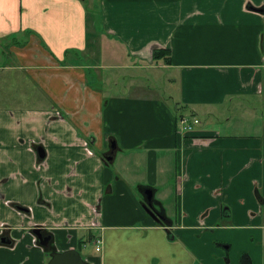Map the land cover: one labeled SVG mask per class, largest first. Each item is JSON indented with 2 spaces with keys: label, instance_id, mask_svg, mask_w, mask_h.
Returning a JSON list of instances; mask_svg holds the SVG:
<instances>
[{
  "label": "crops",
  "instance_id": "crops-1",
  "mask_svg": "<svg viewBox=\"0 0 264 264\" xmlns=\"http://www.w3.org/2000/svg\"><path fill=\"white\" fill-rule=\"evenodd\" d=\"M0 98V264H264V0H0Z\"/></svg>",
  "mask_w": 264,
  "mask_h": 264
},
{
  "label": "rangeland",
  "instance_id": "rangeland-1",
  "mask_svg": "<svg viewBox=\"0 0 264 264\" xmlns=\"http://www.w3.org/2000/svg\"><path fill=\"white\" fill-rule=\"evenodd\" d=\"M103 38H104V36L103 37L101 36V39H99V41H95L94 48L100 52V55L98 56V59H96V60L90 59V63H92V64H101V63H103V64H106V65H117L120 68V69H117L118 72H123V73L132 72V73H134V70H132V69H126L121 64V62L124 60V57H125L124 51H122V50L118 51V55L119 56H117L116 54L113 53V50H111L109 48V46L107 45V43L105 41H103ZM12 40L13 39H10L8 41H5V42H3V44L8 43V42H10ZM89 41H87V43H89ZM120 55L123 56V57H120ZM145 72H148V70H145ZM147 77H150V78L147 79ZM12 81L13 80H10L9 83H11ZM125 83H129L128 78H126L125 80L122 81V87H123V85ZM136 83H137V80H133L131 82V84H136ZM146 83L148 85H152V87H155L154 89L158 88L159 89L158 91H160V92H161V90H165L164 85L162 83H160V82H157V80H154L151 77V75H147L146 76ZM140 84L143 85L142 80H140ZM165 85L167 86V83L166 82H165ZM13 95L14 96L15 95L18 96L16 98L19 99V102L20 103L27 102V99L25 98L24 91H23V93H16V92L15 93H12L11 96H13ZM44 101H45V99H44ZM0 103L1 104L3 103L6 106L9 103H14V102H12V100L10 98H0ZM138 170H140V165L139 164H136V163H133L132 164V167L130 169L131 175L137 176V171ZM160 191L162 192L163 195L167 192L165 190V187L164 186L160 189ZM168 199H169V195H168ZM153 205H154L153 208L160 213V211L156 207V202L154 200H153ZM170 205L173 207V203H170ZM228 231H229V229H227V227L224 225V222L222 220L218 221L214 227H211V228L210 227H203V228L197 227V230L195 229V233L197 234V236L199 238H200V236L201 237L206 236V235L213 236L214 234H217V235H219V236L222 237L221 239H223L224 235L227 234ZM97 238H98V236L94 239L93 243H95V241H96ZM212 242L214 244V238L212 239ZM102 243H103V241H102ZM242 244H246V242L244 241ZM248 246L251 249L254 248V246L252 244L251 245L249 244ZM47 247L49 248L48 250L51 251V252H52V249H53V252L50 253L51 255H53V253L56 252L54 247L51 249V244H49ZM101 248H102V246H101ZM95 249H96V247H95ZM220 249L224 253L223 260H224L225 264H230V262L227 263L228 261H226V258H225L226 251H225V249H223L222 247H220ZM84 250L86 252H88V253H93V248L90 247L89 245L85 246Z\"/></svg>",
  "mask_w": 264,
  "mask_h": 264
},
{
  "label": "water",
  "instance_id": "water-1",
  "mask_svg": "<svg viewBox=\"0 0 264 264\" xmlns=\"http://www.w3.org/2000/svg\"><path fill=\"white\" fill-rule=\"evenodd\" d=\"M38 152L41 157L45 155L44 148L39 146ZM111 156H108V159H111ZM153 190L149 189L147 190V201L145 202V208L150 213V215L155 218L157 221L162 220V216L159 212H156L154 210L153 205ZM34 232L39 237L40 242L44 246H48L50 244V240L52 238L51 235L44 236L42 229L40 227H37L34 229ZM49 264H88L83 257L81 256L80 252L76 249H71L64 252H55L52 255V259Z\"/></svg>",
  "mask_w": 264,
  "mask_h": 264
},
{
  "label": "built area",
  "instance_id": "built-area-1",
  "mask_svg": "<svg viewBox=\"0 0 264 264\" xmlns=\"http://www.w3.org/2000/svg\"><path fill=\"white\" fill-rule=\"evenodd\" d=\"M200 122L201 120L196 116H193V117L183 116V117H180V119L178 120V123L181 125L182 132H187V131L192 130ZM102 241H103L102 237L98 236V238L95 241L97 251L101 250Z\"/></svg>",
  "mask_w": 264,
  "mask_h": 264
},
{
  "label": "trees",
  "instance_id": "trees-1",
  "mask_svg": "<svg viewBox=\"0 0 264 264\" xmlns=\"http://www.w3.org/2000/svg\"><path fill=\"white\" fill-rule=\"evenodd\" d=\"M153 61L155 63H159L160 61H164L165 63H170L171 62V53H170V50L167 49V48H157V49H155L153 51ZM183 116H185V115H182L180 117H183ZM180 117H179V119H180ZM179 119H177V121ZM155 211L158 212L157 210H155ZM161 216L163 218L164 215H161ZM161 221H164V218H163V220H160V222ZM52 248H53V246L51 245V249Z\"/></svg>",
  "mask_w": 264,
  "mask_h": 264
},
{
  "label": "flooded vegetation",
  "instance_id": "flooded-vegetation-1",
  "mask_svg": "<svg viewBox=\"0 0 264 264\" xmlns=\"http://www.w3.org/2000/svg\"><path fill=\"white\" fill-rule=\"evenodd\" d=\"M152 201H153V199H152ZM42 232H43V234H44V236H47V234H45V231L42 229ZM52 239V238H51ZM40 240V239H39ZM51 241V240H50ZM50 244H51V242H50ZM52 245V244H51Z\"/></svg>",
  "mask_w": 264,
  "mask_h": 264
}]
</instances>
